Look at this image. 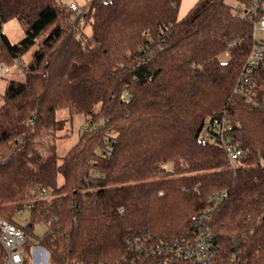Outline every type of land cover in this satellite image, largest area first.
Masks as SVG:
<instances>
[{"label": "trees", "instance_id": "trees-1", "mask_svg": "<svg viewBox=\"0 0 264 264\" xmlns=\"http://www.w3.org/2000/svg\"><path fill=\"white\" fill-rule=\"evenodd\" d=\"M235 1L197 0L181 17L183 0H91L72 19L58 0H0V63L27 74L8 82L0 104V217L29 236L46 224L38 244L50 264H119L131 236L194 233L203 211L215 264H264V100L235 90L253 43V0ZM12 20L25 32L16 44L3 32ZM63 109L88 124L60 156ZM224 112L246 152L235 169L201 137ZM221 192L226 199L208 202ZM23 209L28 225L14 219Z\"/></svg>", "mask_w": 264, "mask_h": 264}, {"label": "built area", "instance_id": "built-area-1", "mask_svg": "<svg viewBox=\"0 0 264 264\" xmlns=\"http://www.w3.org/2000/svg\"><path fill=\"white\" fill-rule=\"evenodd\" d=\"M70 10L77 12L78 15L81 14L76 4H72ZM248 12L254 18L253 43L235 90L248 102L259 104L261 100H264V0H253L252 7L246 13ZM12 68V66L0 63V77L9 74ZM234 127L235 122L228 113L224 112L207 120L201 132L203 143L214 142L223 148L232 169L241 164L246 153L244 149L233 144L230 134ZM86 129L89 130L91 127ZM261 164H264V158ZM167 168L168 166L164 165V169ZM42 194L45 195L46 191L43 190ZM227 196L226 192L213 194L208 202L218 203ZM31 207L29 205L27 209ZM22 212L24 210L19 211V213ZM209 220V212L203 211L193 216L194 233L175 239L143 234L133 235L128 239L127 251L121 257L119 264H174L178 262L215 264L217 250L213 230L208 224ZM28 238L29 235L24 228L0 217V243L6 252L3 264L24 263L25 245ZM41 249L47 253L49 259V252L43 247Z\"/></svg>", "mask_w": 264, "mask_h": 264}, {"label": "rangeland", "instance_id": "rangeland-1", "mask_svg": "<svg viewBox=\"0 0 264 264\" xmlns=\"http://www.w3.org/2000/svg\"><path fill=\"white\" fill-rule=\"evenodd\" d=\"M59 3L63 4L66 7H70L72 4H76L79 9L80 13L83 15L85 11L88 9V5L90 4L91 0H58ZM228 2L233 6L236 7L238 2L235 0H228ZM244 8V5H241ZM80 15V16H82ZM77 12L72 13V19L76 17H80ZM87 21L81 17L80 19V29L87 35H91L92 27L90 24H87ZM3 32L8 36L9 40L12 43H19L25 36L24 29L22 25L17 20L9 21L8 23L3 25ZM49 30L41 36V39L45 38ZM32 51H29L25 57L24 61L28 62L31 59ZM229 59L228 54L221 56V61L225 62ZM24 67H20L18 65L13 66L11 72L3 77H0V104L3 102V95L5 94V90L7 88V84L10 80L15 81H26L27 74L24 71ZM57 118L61 121L63 125V129L58 134L61 135V138L56 142L57 144V151L60 156H64L68 148L74 145L78 139L80 134L82 133L84 127L88 124V121L85 117L81 115H74L71 116L67 110H59L57 112ZM24 210V209H23ZM15 221L22 224L28 225L29 223V211H24L22 213H17L14 217ZM48 232V227L44 223L36 224L33 228V234H30L29 240L33 243V248L31 251L25 250L27 259L30 264H50V255L47 258V253L42 250L43 246L38 245V242L45 236ZM40 249L39 251H37ZM37 252V253H36ZM36 253V254H35ZM49 254V253H48ZM36 256V257H35ZM36 260V262H35Z\"/></svg>", "mask_w": 264, "mask_h": 264}, {"label": "crops", "instance_id": "crops-1", "mask_svg": "<svg viewBox=\"0 0 264 264\" xmlns=\"http://www.w3.org/2000/svg\"><path fill=\"white\" fill-rule=\"evenodd\" d=\"M197 0H183L181 10H180V16L184 17L190 9L194 6Z\"/></svg>", "mask_w": 264, "mask_h": 264}]
</instances>
